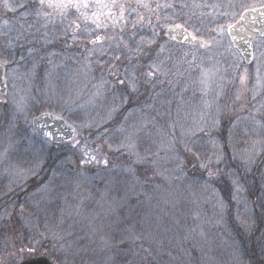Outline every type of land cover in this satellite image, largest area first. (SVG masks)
Segmentation results:
<instances>
[{"label": "snow or ice", "instance_id": "snow-or-ice-1", "mask_svg": "<svg viewBox=\"0 0 264 264\" xmlns=\"http://www.w3.org/2000/svg\"><path fill=\"white\" fill-rule=\"evenodd\" d=\"M37 2L38 9L35 16L37 17V23H41L42 20L41 27L47 29L49 24L54 25L57 20L60 23L68 20L64 33L67 34L70 29L75 40L82 31L92 45L91 48L87 49L88 54L85 56L77 73L82 75L84 87L86 88L87 84L91 83L92 90L85 103L79 104L78 107L81 109L94 107L98 101L103 102L108 97H111L106 112L103 115L97 113L98 120L85 122L81 126L100 128L102 125L113 121L117 115H122V119L116 128L122 139L114 150H123L129 156L131 163L125 171L133 177L136 176L137 165L150 164L158 166L159 162L163 160L166 164L176 165V167L171 169V172L177 178L183 180L186 179L184 175L186 163L194 161V167L198 163L199 168L207 173V179L203 181L200 188V198L204 199L205 202L212 203L217 224L222 225L226 222L232 203H234L237 221H239L246 234L252 235L257 228V220L264 223V191H261L256 201H249L247 195L242 197L241 193H248L249 189L241 182L242 178L239 173L241 170L245 175L251 173L257 163V158L264 155V121L258 120L255 115L233 117L234 106L242 99V93L238 90L234 99H231L230 102L221 103L225 93L223 86L217 82L219 69L215 65L205 67L203 62L196 65L199 68V77L194 83L199 85L201 97L200 104L194 110V114H192L191 123L187 124V119H185L184 123L170 119L172 101L160 100L164 90L161 89V91L157 92L155 89L157 85L165 83L164 78L168 77L170 73L174 76L182 75V73L171 72V69L167 68L166 61L171 59V57L162 56L165 52L164 44L158 46L155 56L150 55L149 50L156 43L159 35L156 25L152 22V15H155L156 21L159 23L161 15L158 10L162 7L166 9L173 8V5L170 3L164 5L156 3L155 7H153L150 0H135L136 7H129L122 0H37ZM23 6V0H21L20 7ZM198 6L194 5V7ZM261 6L264 7V4ZM4 7L13 12L16 11V8L9 5L7 0H4ZM182 7H187V5H182ZM138 9H145L149 15L145 16ZM252 10L255 11L254 8ZM28 14V12H23L20 16L26 17ZM133 14H135V19H131ZM260 15L264 17V12H261ZM164 19L167 21L170 17L165 16ZM243 19L244 16L242 15L241 20ZM81 22L84 24L83 29H81ZM186 24L187 21L184 23L164 24L165 35L174 40L177 34H181L185 40H190L193 47L198 45L200 48L208 49L210 42L196 34L199 29L193 25V31H189V28L185 26ZM29 27H32V25L29 24ZM145 27L151 29L150 37L141 34ZM109 28L112 29L114 35L99 34L100 32H107ZM234 28L235 25L232 24L227 26V33L232 37L233 41L236 39V36L232 35ZM13 31L17 33L15 37L11 35ZM218 31L223 34L225 29L221 26ZM93 33L96 34L93 35ZM0 34L8 35V46L10 48L14 46L13 41L20 39L22 35L19 30L13 28L8 20H4L0 24ZM261 35H264V32ZM45 41L47 42V33H45ZM35 51L37 50L29 49V55H32ZM261 55L264 56V53H261ZM93 57H95L94 60L92 59ZM101 57L106 58L101 59ZM185 57H187V53H185ZM21 59H24V57H21ZM195 61L196 56L193 55L192 60L186 62L191 66ZM10 62L8 59H0V69L5 68ZM93 64L99 68L98 77L93 74ZM37 66V63L33 60L31 69L24 74L23 78L28 79L29 83H31V78L35 75ZM17 71V68L11 69L12 73ZM256 71L257 83L259 84L262 79L259 64ZM46 76L51 77V72H46ZM15 79L16 77L13 76V80ZM220 79L223 78L221 77ZM246 79L247 74L245 72L244 75L240 76V84L244 85ZM0 82L7 87V74ZM167 83L171 85L173 81L168 80ZM49 84L52 94L55 95V88L51 86L50 80ZM12 87L16 89L17 86L13 83ZM142 87L144 89L143 93L141 91ZM186 90L187 86H185L183 91ZM82 91L83 89H78L76 95H81ZM183 91L178 94L181 96V104L183 102ZM144 93L149 94V99L141 101L140 97ZM256 95L254 92L252 95L253 100L256 99ZM4 96H6V93L3 89H0V104L7 103L3 99ZM61 99L65 105L69 106L68 110L71 111L70 105L75 103L72 97L69 96L67 100H64L63 97ZM11 103L13 108L12 119L15 120L18 114L25 113L28 107L27 97L21 95L17 98L14 94ZM157 103L160 104V107H157ZM165 103L169 107L166 111H161ZM181 104L177 105V113L181 110ZM246 106V104H240L239 107L243 110ZM261 108H264V102L261 103ZM150 112H155V115H151ZM256 112L259 113L260 109H256ZM188 114L186 113V117ZM44 115L51 116L53 114L45 113ZM165 116L169 117L166 121V127L165 125H158L157 117L163 119ZM133 117L134 120L130 122V118ZM54 118L63 119L62 116H55ZM226 121L227 136L225 137L222 133ZM242 123L244 136L251 138V135H255L256 139H252L251 146L241 151L237 149L236 134ZM68 127L73 132L77 131L72 125H68ZM110 135V129L105 127L102 132L98 133V138L103 136L107 143ZM156 137L159 139L157 140ZM145 139L157 146L156 152H152L149 146L141 153L139 144ZM76 143H79V141ZM244 143L247 144L248 140H244ZM177 145H179V148ZM205 145L208 147L206 148ZM9 147H11V144ZM108 147L110 150L113 149L112 144H108ZM180 149L183 150L185 155H181ZM160 151L164 152V156H160ZM82 152L81 164L102 162L106 165L108 163L106 157L98 159L99 146L97 149L89 150L85 145ZM229 153L231 154L230 156ZM152 157H156V159ZM188 157H191L192 161H189ZM6 159L7 149L4 152H0V163H3ZM229 161L237 162L236 166L229 167ZM42 164V160H37L27 170H18L14 165L10 166L12 171L25 182L21 185V191L26 189L27 181L30 177L40 174ZM159 174L163 175V173ZM55 175L53 173V177L47 183L39 184L35 191L28 194L25 199L36 198L35 206L39 208L40 202L48 199L51 191L50 184ZM164 178L168 179L167 176ZM261 180L264 181V172L261 173ZM213 181L225 183L228 195H224V189L217 187ZM261 187L264 189V183H262ZM188 188L191 191L193 185L189 184ZM8 191L11 192L12 188L9 187ZM191 194L194 197L196 196L194 191ZM15 203L16 201L13 200L11 205L0 211V227H5L12 223ZM241 207L244 209L243 213L240 212ZM24 213L25 205L22 203L20 204L18 215L23 221L22 226L28 227L30 216L26 217ZM198 218L199 216L196 214L194 219ZM192 231H195V229H192ZM52 235L63 239V237H57L55 232ZM200 235H204L203 231H201ZM139 238L138 236L133 237V239ZM258 239L264 240V231L260 232ZM35 243L38 245L40 241L37 240ZM233 244L235 246V242ZM20 251L22 252L23 249ZM144 251L151 255L148 249H144ZM29 252L34 253L35 248L30 247ZM260 254L262 264H264V243L260 245ZM144 259L146 260L147 256ZM236 260L237 264H244L241 256L238 255Z\"/></svg>", "mask_w": 264, "mask_h": 264}, {"label": "trees", "instance_id": "trees-1", "mask_svg": "<svg viewBox=\"0 0 264 264\" xmlns=\"http://www.w3.org/2000/svg\"><path fill=\"white\" fill-rule=\"evenodd\" d=\"M213 1L215 0H176L174 3L183 2V5H187V7H183L182 11L187 13L186 15L188 16L184 17L176 14L170 21L176 23L187 21L185 26L189 30L193 31L192 26L194 25L195 28L199 29L196 34L208 41L215 37V33L221 26L225 27L226 24L234 21L235 17L244 10L242 4L244 7L248 0H217V4H211ZM239 3L240 7L236 8L235 6H238ZM194 5L199 6L194 7ZM174 7L176 10L182 9V7L179 8L177 5ZM231 12H235V15L229 16ZM190 14H193L196 18L192 20ZM186 17L190 19L186 20ZM229 17L231 18L229 19ZM199 21H201V24L203 23L201 28L197 26ZM156 30L159 35L155 48H151L150 52L154 56L155 51L158 50L157 45L167 42L164 38V29L156 26ZM141 34L150 37V28L145 27ZM255 41L264 42V39L259 38ZM66 43L68 42L64 43L63 40L60 43L59 41H54L46 44V51L49 52H44L41 45L38 49H41L40 51L37 50L32 55H28L29 57H26L25 53H29V49H34L35 46H29L26 42H23L21 46L19 42V48H16V53L13 57L17 58L19 54L24 53L25 58L23 60L28 61L26 63H28L29 67L32 66L33 60L38 65L39 70H36L35 75L39 78H34L39 80V84L44 83L43 76L46 75V72H51V77H47L56 84L61 73L60 70H62V76L65 77L66 74H70V70H76V73H78L85 56H87L86 52L78 50L76 46L73 48L69 45L68 47ZM64 44L69 50L65 48ZM169 44L183 49L189 48L185 45ZM105 58L101 57V59ZM92 59L94 60L95 57ZM45 64L47 69H44ZM93 68V74L98 77V66L93 64ZM229 75L231 74H228L226 78H229ZM77 78L80 82L83 81L81 75L77 74ZM91 86V83L87 84L88 88ZM88 88L82 91V95H89ZM72 91L74 92L73 89ZM189 93L191 95L192 93L196 94L195 89L189 91ZM65 95V100L71 96L75 101L74 104L70 105L71 111L68 110L69 106L64 103V106H61L62 110L57 108L56 105L60 103L59 99L62 96L59 91H56V98L59 102H56L55 107L50 106L48 110L57 112L60 116L79 126L84 121L79 114L83 111L85 114L92 112L94 108L88 107L78 113L80 98L76 100L72 94ZM107 99H111V97ZM224 101L225 99L222 100V103ZM109 104H100L102 113L106 112ZM238 108V105L234 106L233 117L256 114L255 116L258 120L264 121V108H261V106L257 107L260 112H254L253 114H251L252 106L246 107L240 112H238ZM40 109L42 110L41 107H37V112ZM181 113L182 111L177 113L174 106L171 107L170 119L184 123L185 119H183L184 116ZM150 114L155 115V112H150ZM191 118L187 120V124L191 123ZM20 119L19 115L16 116L15 120L12 119V107L0 105V131L8 130L25 135L27 131H30V128L20 122ZM121 119L122 115H117L113 121L102 125L97 129L98 131L90 133L89 136L98 137V133L107 127L111 132L108 142H115L114 146L116 147L122 139L120 133L116 131ZM167 120V117L163 119L157 118V124L165 125L166 127ZM239 129L243 130V123L237 130ZM222 135L227 136V121L225 122ZM33 136L36 140H40L34 134ZM24 139H20V141ZM99 139L106 145L103 136H100ZM156 139L158 140L159 138L156 137ZM252 139H256L255 135H251V138H249L244 136L243 132L237 133V149L242 151L244 148L250 147ZM244 140H248V143L245 144ZM149 146L152 152L157 151V146L151 144L147 139L139 144V150L143 153L144 149ZM177 147L179 148V145ZM205 147L207 148L208 146L205 145ZM72 149L75 148L71 144L52 145L49 149H46V152L42 153L43 157H46L43 160L41 172L44 179L41 180L42 176L40 178L38 176L32 177L28 185H26V189L21 191L20 187L15 197L16 206L20 207L24 196L30 194L39 184L48 182L53 177V173L56 174V179L52 184L53 192L55 195H59V192L63 191L64 194L61 199L64 201V205L60 208H63L65 212L72 210V214L67 215L64 213L62 217L61 228L65 231L63 233L66 234L64 241L61 242L59 238H49L48 242L50 245H65L59 248L54 247L59 253L50 246L38 248L41 250L39 252L42 253L41 255L48 257L55 264H66L67 262L69 264H89L88 262H91L90 264H105V258L110 259L111 264H237L236 257L238 255L242 257L244 264H262L260 245L264 243V240H260L258 237L260 232L264 231V223L257 220V228L254 233L252 235L246 234L235 217L236 207L232 203L226 222L222 225L217 224L212 203L205 202L204 199L200 198V188L203 181L207 179V173L199 168L198 163H196L195 167L193 166L194 161L186 163L184 173L186 179L183 180L177 178L171 172V169L176 167V165L166 164L163 160L159 162L158 166L150 164L137 165L136 176L133 177L125 171L131 160L123 150H114V153L108 154L113 156L115 162L112 169H109V166L101 167L100 169L91 167V169L79 163V156L76 152L72 153ZM59 150L61 152H58ZM68 150H71V152H68ZM52 152L56 155H53ZM180 152L181 155H185L182 149H180ZM160 156H164L163 151H160ZM152 158L156 159V157ZM188 160L192 161V158L188 157ZM236 164L237 162L235 161H229V167H235ZM262 172H264V155L257 158V163L251 173L245 175L242 170L240 171L241 182L249 189L248 193H241L242 197L247 195L249 201L257 200L261 191H264L261 187L262 183H264L261 180ZM159 173H163V175ZM165 176L168 177L167 180L164 178ZM63 177L66 183L74 181L78 184L77 186L73 183L78 187L77 193L67 187V184H65V187L62 186L60 188V181L61 179L63 180ZM109 181L114 182L110 186L112 188L111 192L116 197L103 202L101 199L106 191L109 192L107 193L108 195L113 196V193L109 191V186L105 188ZM213 183H216L217 187L224 189V195H228L225 183L216 181H213ZM189 184L193 185L191 191L188 188ZM87 186H91L92 190L89 191ZM193 191L196 193L195 197L191 194ZM49 196L52 195L49 194ZM49 202L51 201L49 200ZM47 209H50V205L44 201H41L40 207L37 208L41 212H46ZM243 211L244 209L241 207L240 212L243 213ZM25 213L28 216L30 215V219L33 220L35 218L36 211L32 209L29 211L26 206ZM196 214L199 216L198 219H194ZM42 216H38L37 222L41 223ZM67 216L71 218L65 220ZM103 220L107 221L103 223ZM133 222H135L134 227L132 226ZM96 223H102L107 232L105 234H95L96 236L90 235L91 232H88L87 229L91 230ZM192 229H195V231H192ZM201 231L204 233L203 236L200 235ZM134 236L140 238L133 239ZM50 239H53V241ZM233 242H235V246ZM60 248L62 249L60 250ZM144 249H148L151 255H148ZM145 256H147L146 260L144 259ZM69 257H72V259L68 261Z\"/></svg>", "mask_w": 264, "mask_h": 264}, {"label": "rangeland", "instance_id": "rangeland-1", "mask_svg": "<svg viewBox=\"0 0 264 264\" xmlns=\"http://www.w3.org/2000/svg\"><path fill=\"white\" fill-rule=\"evenodd\" d=\"M7 2L9 5L15 7L16 11L13 12L11 10L6 9L4 7V0H0V24H2L4 20H8L9 23L13 26V28L19 30L22 33V35L20 39L13 41L14 46L10 48L8 46V35L0 34V42H1L0 59H8L9 61H11L5 67L7 74V94L6 96L3 97V99L6 100L7 103L0 105L12 107L11 101L14 94L16 95L17 98H19V96L21 95H25L27 97L28 107L25 113L18 115L19 117H21L19 121L26 124L30 128V131H27L25 135L22 133L11 132L8 130L0 131V152H4L5 149H7V159L3 163H0V211L11 205L13 200L16 201L15 197L17 196L21 185L25 183L20 177H18L12 171L10 166L14 165L18 170L21 169L27 170L31 168L37 160L43 161L46 157H43L42 153L46 152V149H49L52 146V144L47 140H44L42 138H40V140L35 139V137L33 136L34 133L31 129L32 118L42 112H52L60 116V114H58L57 112L48 110L50 106L55 107L56 102L59 101L60 103L56 105L57 108L62 110L61 106H64L63 100L59 99L58 101V99L56 98V91L60 92V94L62 95L61 98L63 97V99L66 97L65 94H70V95L72 94L76 98V100L80 98L79 104H82L85 103V101L88 99V96L90 95V92L92 90V86L90 88H88L89 87L88 86L86 88H88L89 90V95L87 93H86L87 95H82V93L79 96L76 95L78 89H83V91L85 89L84 83L80 82L77 78L76 70H70V74H66V77L62 76L61 74L62 70H60L61 73L59 78L57 79L56 76V79L58 80V83L56 84H54L55 82L52 79L48 78L46 75L43 76L44 83L41 84H39V80L36 79L39 78L36 77V75H34L31 78V83H29L28 79L23 78L24 74L28 72V70L31 69L32 66L29 67L28 63H26L28 61L20 59V57L25 58V54L26 57H29L28 56L29 53L19 54L17 58L13 57V55H15L16 53V48H19V44H18L19 42L21 43V46L23 45V42L28 43L29 46H35L34 47L35 50H38L39 47L42 45L43 47L42 50H44V52L46 51V44L54 41H59L60 43L64 40V43L65 42L69 43V44L66 43L68 47L69 45L72 46L73 48L74 46H76L78 50L84 51L86 53H87V49L91 48L92 45L89 43L86 34H84L82 31L78 34V37L75 40L72 37V32L70 29L68 30L67 34L64 33V28L68 24V20H64L63 23H60L59 20H57V22L54 25L49 24L47 29L41 27L42 20L41 23H37L36 22L37 17L35 16V13L38 9L37 0H23L24 6L27 4H32V6L26 9L24 7H20L21 0H7ZM122 2H125L129 7H136L135 0H122ZM150 2L152 3L153 7H155L156 3H159L161 5L170 3L173 5V8L166 9L162 7L161 9L158 10L161 15V19L159 23H157L155 15L154 14L152 15L153 24L164 29L163 30L164 38H165V28L163 27L164 24L176 23L170 21L171 18L176 16V14L182 15L184 17L188 16L186 15L187 13H184V11H182L183 2L174 3L176 2V0H150ZM213 3L217 4L218 1L215 0L211 4ZM247 3L244 5V7L242 4V8L244 10L249 8L259 7L262 4H264V0H248ZM175 5H177L179 8L182 7V9L176 10V8L174 7ZM235 7L236 8L240 7V3L238 4V6ZM244 10H242V12ZM138 11L142 12L145 16L149 15V13L145 9H138ZM23 12H28L29 14L26 17H21L20 14ZM242 12H240L235 17L234 21L229 24H233L239 18ZM233 15H235V12H231V14H229V16H233ZM165 16L170 17V19L166 21L164 19ZM190 18L194 20L196 17L193 14H190ZM190 18L186 17V20H189ZM230 18L231 17H229V19ZM131 19H135V14H133ZM29 24H31L32 27H29ZM202 24L201 21L197 22V26L199 28H201ZM229 24H226V26L224 27L225 31L223 32V34L217 31V33H215V37L208 40L210 42V46L208 49L199 50L198 49L199 47H192L193 49H189L191 48L189 46L188 49L179 48L169 43H174L177 45H183V44L170 42L166 38L165 40L167 42L161 43L165 45V52L162 54V56L171 57V59L166 61L167 68L171 69V72H179L182 73V75L174 76L170 73L168 77L164 78L165 83L162 85H157L155 91L159 92L161 91V89H163L164 91L162 96L160 97V100L163 101L171 100L172 101L171 107L174 106L177 112V105L181 104V96L178 94L184 90L185 86H187V90L183 91V102L181 104V110H180L182 111L181 114L184 116L183 119L188 120L189 118H191L192 114H194V110L200 104L199 99L201 97V92L199 91V85L194 83V81H196L199 77V68L196 67V65L200 64L201 62H203V65L205 67L215 65L219 69L217 82L223 86L225 95L223 96L222 100L225 99L224 103L230 102L231 99H234L238 90L242 93V99L238 101L236 105L240 106V104H246L247 105L246 107L252 106L251 114L256 112V109H258L257 107H260L261 103L264 102V56L261 55V53H264V42H260V41L253 42V47H252L253 59L250 64H246L243 61L240 53L233 47L232 43L229 40V37L227 35V26ZM21 25H23V27H21ZM83 27L84 24L83 22H81V29H83ZM23 28L26 30H24ZM45 33H47V42L45 41ZM16 34H17L16 31H13L11 33L13 37H15ZM95 34L96 33H93V35ZM99 34L107 35V36L114 35L112 29L110 28L107 30V32H100ZM203 39L206 40L205 38ZM159 45H157V47ZM68 47L65 46V48L69 50ZM151 48H155V44H153ZM149 51L151 52V49ZM185 53H187V57H185ZM150 55L154 56L152 53H150ZM193 55L196 56V61L194 64L190 66L186 61H191ZM258 64L260 65V76L262 78L259 84L257 83V71H256ZM12 68H17L18 71L16 73H12L11 72ZM45 68L47 69L46 64L44 65V69ZM36 70H39L38 67L36 68ZM245 72L247 74L246 83L244 85H241L240 76L244 75ZM228 74L231 75H229V78H226ZM13 76L16 77L15 80H13ZM221 77L223 79H220ZM49 80L51 81V86H54L55 88V95H53L52 91L50 90ZM168 80H172L173 83L170 85L169 83H167ZM13 83L16 84L17 86L16 89H13L12 87ZM72 89L74 90V92L72 91ZM193 89H195L196 94L192 93L191 95L189 91ZM141 91L142 93L144 92L143 87ZM254 92L257 94L255 100L252 99V95ZM146 99H149L148 93H144L140 98L141 101H144ZM110 101L111 99H106L103 102L98 101L96 106L91 107L94 108L92 109V112H87L86 114L84 113V111L81 112V114L79 115L83 117L82 120L84 121L79 126H76L73 122H71V124H73L76 127L77 131L74 140L71 141L69 144H71L72 147L75 148L72 149L73 150L72 153L76 152V154L79 156L78 159L79 163L82 159V155H83L82 150L85 145L89 150L97 149V147L99 146V152L97 153L98 159H102L106 157L108 160V163L105 166H102V162L86 163L83 164V166L89 168L91 167L97 168V169H100L101 167L103 168L109 166V169L110 168L112 169L113 166L115 165L113 156L108 154L114 153V149H115L114 145L116 143L110 141L107 142L106 145H104L103 142H101V139H99L98 137L89 136L90 133L96 132L98 128L96 127L89 128V127L81 126L85 122L98 120L99 117L97 116V113H100V115H103L105 113V112L102 113L103 112L101 110L102 106L100 104L110 103ZM37 107H41L42 110L40 109L37 112ZM157 107H160L159 103H157ZM168 107L169 106L165 103L161 108V111H166ZM82 110L83 109L79 108L77 112L80 113L79 111ZM240 111L241 109L239 107L238 112ZM186 113H189L187 117H186ZM157 118L162 119L160 117ZM167 119H169V117H167ZM132 120L134 119L130 118V122ZM240 132H243V130L242 129L237 130L238 134H240ZM20 139H24V140L20 141ZM77 141H79V143H76ZM110 143L114 146L112 150H110L108 147V144ZM10 144L11 147H9ZM58 152H61V150H59ZM68 152H71V150H68ZM52 154L56 155L53 152ZM6 169L8 170L6 171ZM41 172L38 175V178L42 176L41 180H43L44 176ZM31 178L32 177L28 179L27 185ZM55 179L56 178L52 179V182L50 184L51 191L49 194H51L52 196H48V199L44 200V202H47L50 205V209H47L46 212H41L37 210V207L35 206L36 198L26 200L25 197L27 195L23 197V204L27 208H29V211L31 209L33 211H36L35 218L33 220L30 219V223L28 227L22 226L23 221H21L18 215L20 207L16 206L15 203V208L13 209L12 223L8 226L0 227V264H3L4 262L5 264H14V263L18 264V262H21L22 260L30 257L28 254L30 247L35 248V252L33 254L41 255L42 253H39L41 250L38 249L41 246H44L45 248L47 246H50L52 249H55L54 247L59 248L62 245H65V244H60L58 246L50 245V243L48 242L49 238L57 239L52 235L53 232H55L58 235V237H63V239H59L61 240V242L64 241V239L66 238L65 236L66 234L63 233L65 231L61 228V224L63 222L62 217L64 213H66L67 215L72 214V210H68L67 212H65L63 208H60L62 205H64V201H62L61 199L64 193L62 190L59 192V195H55V193L53 192L54 189L52 188V184L55 181ZM64 181L65 179L63 177V180L61 179L60 181V188L62 186L65 187V184H67V187L71 188L72 191L77 193L78 187H76V185L78 186V184H76V182L68 181L66 183ZM73 183H75L76 185ZM113 183H114L113 181L112 182L109 181L108 184L105 185V188L109 186L110 192L112 189L110 185H112ZM9 187L12 188L11 192L8 191ZM36 187L34 189H36ZM87 188L89 191L92 190L91 186H87ZM34 191L35 190H33L32 192ZM107 193L109 192L106 191L102 196L101 200L103 202H105V200L108 201L113 197H116V195H114L113 192H111L113 193V196L108 195ZM56 197H58L59 199ZM49 200L51 202H49ZM24 215L26 217L30 216V215L28 216L27 213H24ZM38 216H42L41 223L37 222ZM69 218L71 217L67 216L65 217V220ZM106 221L107 220H103V223H105ZM102 225H103L102 223H96L94 226H92L91 230L87 229V231L88 232L90 231L91 232L90 235L92 236L93 235L96 236L95 234H105L107 231L106 228L103 227ZM132 226L133 227L135 226V222L132 223ZM37 240L40 241L38 245L35 243V241ZM50 240L53 241V239ZM21 249H23L22 252L20 251ZM61 249L62 248H60V250ZM57 253L59 252L57 251ZM70 259H72V257H69L68 261ZM94 261H92V263H94ZM104 261L105 264L112 263L111 260L107 258H105ZM88 263L90 264L91 262ZM66 264L69 263L67 262Z\"/></svg>", "mask_w": 264, "mask_h": 264}, {"label": "water", "instance_id": "water-1", "mask_svg": "<svg viewBox=\"0 0 264 264\" xmlns=\"http://www.w3.org/2000/svg\"><path fill=\"white\" fill-rule=\"evenodd\" d=\"M253 8H249L244 10L239 18L232 24L235 25L233 29L232 35L236 36V39L233 41L232 37L227 33L230 42L233 47L240 53L243 61L246 64H250L253 59L252 53V42L257 38H263L264 35H261L264 32V17L260 15L261 12H264V7H255V11ZM244 16V19L241 20V16ZM190 31V30H189ZM166 32V29H165ZM165 38L168 41L187 45L193 47V44L190 40H185L183 35L177 34L176 39H170L165 35ZM196 47H199L198 45ZM200 48V47H199ZM204 49V48H203ZM6 75V68L0 69V80ZM0 89L7 94V87H5L4 83L0 82ZM45 113H51L53 115H44ZM56 115L52 112H42L37 116L33 117L31 120V129L33 133L44 140L49 141L54 146L68 144L74 140L76 136V132H73L68 125L73 124L68 122L65 118L56 119L54 118ZM67 122V123H66ZM105 166L104 163H102ZM18 264H53L48 258L44 256L33 257L26 259Z\"/></svg>", "mask_w": 264, "mask_h": 264}, {"label": "flooded vegetation", "instance_id": "flooded-vegetation-1", "mask_svg": "<svg viewBox=\"0 0 264 264\" xmlns=\"http://www.w3.org/2000/svg\"><path fill=\"white\" fill-rule=\"evenodd\" d=\"M30 6H32V4H27V5H25V6H23L25 9L26 8H29ZM28 254H29V256L30 257H28V258H32V257H37V256H40V255H35V254H33V253H30V252H28ZM28 258H26V259H28ZM25 260V259H24ZM23 261V260H22ZM18 263H20V262H18ZM3 264H5V262L3 263ZM14 264H17V263H14Z\"/></svg>", "mask_w": 264, "mask_h": 264}]
</instances>
